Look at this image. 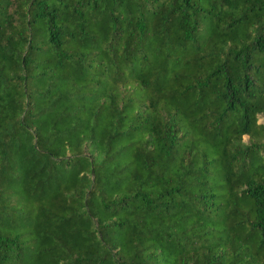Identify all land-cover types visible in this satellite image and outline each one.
Returning <instances> with one entry per match:
<instances>
[{
  "label": "trees",
  "instance_id": "1",
  "mask_svg": "<svg viewBox=\"0 0 264 264\" xmlns=\"http://www.w3.org/2000/svg\"><path fill=\"white\" fill-rule=\"evenodd\" d=\"M263 147L264 0H0V264H264Z\"/></svg>",
  "mask_w": 264,
  "mask_h": 264
},
{
  "label": "rangeland",
  "instance_id": "2",
  "mask_svg": "<svg viewBox=\"0 0 264 264\" xmlns=\"http://www.w3.org/2000/svg\"><path fill=\"white\" fill-rule=\"evenodd\" d=\"M244 139H247L246 136H244ZM258 156L253 158L251 168L249 169V174L252 176H260L264 177L262 174L264 172V147L260 149L258 152Z\"/></svg>",
  "mask_w": 264,
  "mask_h": 264
}]
</instances>
